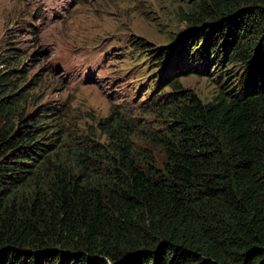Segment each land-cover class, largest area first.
<instances>
[{
    "label": "trees",
    "instance_id": "trees-1",
    "mask_svg": "<svg viewBox=\"0 0 264 264\" xmlns=\"http://www.w3.org/2000/svg\"><path fill=\"white\" fill-rule=\"evenodd\" d=\"M182 19L135 48L146 92L170 90L157 131L115 107L79 129L39 104L15 33L1 41L0 264H264V0H195Z\"/></svg>",
    "mask_w": 264,
    "mask_h": 264
},
{
    "label": "rangeland",
    "instance_id": "rangeland-1",
    "mask_svg": "<svg viewBox=\"0 0 264 264\" xmlns=\"http://www.w3.org/2000/svg\"><path fill=\"white\" fill-rule=\"evenodd\" d=\"M195 0H0V45L15 33L14 46L29 51V77H42L40 103H58L78 128L96 129L113 107L126 109L157 131L150 88L135 48L167 46L186 27L182 12ZM180 81L207 101L216 93L210 77ZM154 84V83H153ZM152 86V85H151ZM154 86V85H153Z\"/></svg>",
    "mask_w": 264,
    "mask_h": 264
},
{
    "label": "bare ground",
    "instance_id": "bare-ground-1",
    "mask_svg": "<svg viewBox=\"0 0 264 264\" xmlns=\"http://www.w3.org/2000/svg\"><path fill=\"white\" fill-rule=\"evenodd\" d=\"M120 215V214H119ZM81 243V242H80Z\"/></svg>",
    "mask_w": 264,
    "mask_h": 264
}]
</instances>
